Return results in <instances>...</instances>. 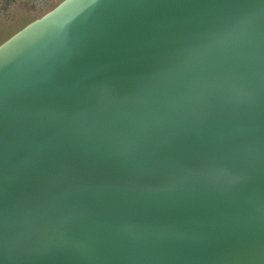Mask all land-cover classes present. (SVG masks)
<instances>
[{
    "label": "water",
    "instance_id": "1",
    "mask_svg": "<svg viewBox=\"0 0 264 264\" xmlns=\"http://www.w3.org/2000/svg\"><path fill=\"white\" fill-rule=\"evenodd\" d=\"M0 264H264V0H60L4 39Z\"/></svg>",
    "mask_w": 264,
    "mask_h": 264
},
{
    "label": "rangeland",
    "instance_id": "2",
    "mask_svg": "<svg viewBox=\"0 0 264 264\" xmlns=\"http://www.w3.org/2000/svg\"><path fill=\"white\" fill-rule=\"evenodd\" d=\"M60 0H0V43Z\"/></svg>",
    "mask_w": 264,
    "mask_h": 264
}]
</instances>
